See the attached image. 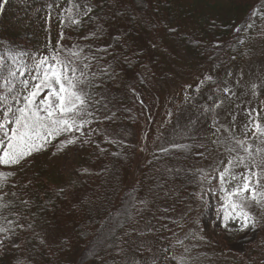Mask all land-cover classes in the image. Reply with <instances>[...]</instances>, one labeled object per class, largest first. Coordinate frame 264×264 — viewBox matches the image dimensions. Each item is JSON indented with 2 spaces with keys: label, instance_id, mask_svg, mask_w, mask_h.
Wrapping results in <instances>:
<instances>
[{
  "label": "rangeland",
  "instance_id": "374dc122",
  "mask_svg": "<svg viewBox=\"0 0 264 264\" xmlns=\"http://www.w3.org/2000/svg\"><path fill=\"white\" fill-rule=\"evenodd\" d=\"M55 1L59 10L68 4L66 0ZM88 1L96 15L76 27L79 11ZM39 2L46 5L51 0ZM257 3L261 9V0H243L241 7L249 5L250 14L254 15L260 11ZM234 6L232 0H72L70 10L73 14L64 12L60 17L62 25L57 28V45L53 47L48 32L45 36L47 44L38 49L23 47L25 41L13 31L9 36L4 33L5 17L0 18V40L14 44L15 55L44 48L46 53L58 51L60 59L78 69L77 76L84 73L79 88L87 94L86 105L91 108L90 119L94 124L72 131L77 142L65 154L55 155L53 150L51 156L44 158L58 157L57 180L60 171L68 183L72 172L83 160L100 154L103 163L113 162L112 172L122 170L136 182L150 183V193L139 192L144 201H134L122 211L126 214L128 210L127 220L112 219L110 222L115 223L110 235H105L104 228H100V236L81 254L80 264H155L167 257L162 253L172 246L171 242L192 244L196 238L190 236L187 229L178 231L171 237L175 240L170 242L162 223L168 221V216L180 220L192 211L189 203L181 199L187 206L183 207L186 212L174 213L179 211L176 204L180 197L173 199L172 196L178 189L181 194L190 192L197 184L207 187L197 200L202 202L198 225L203 234H199V241L209 244L204 251L217 252V248L226 255L232 254V261L246 264V254L258 242L264 241V230L260 225L254 230L249 227L239 231V224L230 222L228 230L220 227L217 216L218 209L222 212L219 174L229 167L230 173L236 176L235 180H231L230 175L226 177L229 182L224 188L227 191L242 185V177L248 175L240 160L232 165L227 160L222 165L225 157L222 142L231 138L239 147L238 142H242L245 148L248 135L254 136L257 126L264 129L261 117L252 122L257 108L264 106V91H261L264 86V18L261 17L258 24L251 22L252 17L241 22V29L248 31L254 53L244 55L238 48L244 33L239 35V31L235 35L233 29H227L220 37L221 29L214 25L218 21L227 22L218 15L232 19L234 13L228 9ZM114 11L118 14L115 20L109 21L114 18L109 15ZM86 15L84 12L83 17ZM42 18L46 19V26H53L52 18ZM16 26L14 24L13 28ZM104 31L108 32L105 38L102 36ZM226 40L228 45L221 49ZM163 42L168 44L170 55ZM99 43L107 48L99 49ZM234 49L236 54H232ZM230 60L241 63L240 67L235 64L229 67ZM194 61L200 62L195 64ZM86 62L90 63V69L85 71ZM253 81L254 91L248 87ZM47 91L43 90L37 99H43ZM137 93L141 95L143 106L135 102ZM261 133L264 132L258 131L256 136ZM83 134L88 135L82 141ZM212 155L217 157L215 165L210 158ZM34 156L35 151L18 164L6 167L13 169ZM164 161L170 171H190L198 176L197 179L184 177L176 184L161 187L162 176L154 175L153 171L155 168L163 175L159 164ZM256 165L262 168L263 160ZM186 179L192 181L183 192L180 186ZM10 187L22 189L23 184L13 179ZM108 188L114 190L111 183ZM191 204L198 206L194 199ZM253 206L264 219V211L261 212L264 204ZM16 218H19L15 227L18 235L10 224H0V264H27L23 262L26 252H22L26 227L18 216H14L15 225ZM50 218L47 211L39 224L38 248L48 253L56 249L59 254L57 245L44 240L43 233L55 234ZM194 223L197 224L195 215ZM7 249L11 251L9 258ZM72 250L62 253L71 255ZM61 262L60 258L55 264ZM255 264H264V253Z\"/></svg>",
  "mask_w": 264,
  "mask_h": 264
},
{
  "label": "trees",
  "instance_id": "16d2710c",
  "mask_svg": "<svg viewBox=\"0 0 264 264\" xmlns=\"http://www.w3.org/2000/svg\"><path fill=\"white\" fill-rule=\"evenodd\" d=\"M94 1L98 2V0ZM232 1L235 2V6L228 10L234 13L233 18L235 19L223 18L218 15L219 18L227 20V22L218 21L214 23L215 26L221 29V32H219L220 37H222L221 35H223L227 29L232 30L236 25L239 27L241 22L247 18L249 19V17H252V23L255 24L259 23L261 17L264 18V13L261 14L264 10V0H261V9L260 4H256L260 11H256L254 15L250 14L249 5L241 7L243 0ZM55 3H57V1H55ZM0 4H3V7H0V18H3V16L5 17V23L2 25L3 32L8 36L10 31L15 32L17 37L25 41L22 45L23 47L30 46L32 49L42 48L46 42V35L44 36L43 34V36H41L42 29L45 27L44 18H42V16L47 13L48 4L43 5L39 0H0ZM92 10L94 18L96 12L93 7ZM116 14L117 12L115 11L109 14L114 17L109 21L115 20ZM240 15L242 17H240ZM55 23H53L54 25L50 33L52 31H57ZM14 24H17V26L13 28ZM39 29H41V31ZM107 33L108 32L104 31L102 36L105 38ZM54 36L56 37V34H54ZM210 40L209 37L208 42H210ZM227 40L224 43V47L228 45ZM163 43L166 46L167 54L170 55L168 44L166 42ZM13 45L14 44L9 40H0V60L3 61V65L0 66V82H2L3 77H7V68L12 67L14 64L12 57H21V55L17 56L13 54ZM238 48L239 50L241 49L239 46ZM22 60H25V57H23ZM199 62L200 61H194L195 64ZM11 80V85L4 84L3 88H0V94H7L9 97L12 96L13 92L9 93L7 91L10 86L12 88L14 87L15 80L14 78H11ZM262 87L264 89V86ZM259 117L264 121V106L260 108L259 114H256L252 122L256 121V119L259 120ZM254 133V136L249 134L245 139L247 143L245 148L249 149L248 152H244L231 138L228 141H223L222 152L225 153V157L222 165H225L227 160L236 162L243 157V168H245L247 174H249V169L255 172L264 170V133L257 136L256 134L258 131ZM234 139L236 140L235 137ZM67 140L66 137L59 135L55 136L52 140V145L45 149L39 147V150L35 151V156L32 159L25 160L21 165L13 169L0 166V173L4 174L0 177V224L2 223L4 226L10 224L16 235H18V231L15 230V227H17L19 223V218H16L15 225L14 216L20 217L25 224L26 232L24 234L25 237L22 239V252H26V254H23L25 259L23 261L24 263L55 264V261L61 258V264H80L81 254L99 237L101 233L100 228L103 227L105 231H108L107 234H109L115 223L110 222L112 219L114 221L119 217L120 220H127L128 210L126 214L122 212V209L126 208L125 204L128 203V205H131L134 201H144L139 192H151L149 189L150 183L145 184L141 180L136 182L122 170L112 172L115 168L113 162L109 161L103 163V158L100 154H96V156L85 160L82 158L83 161L72 172V179H70L68 183H66L65 175L60 171V178L57 180L58 169L56 166L60 164L58 157L51 159L49 157L46 159L44 158L46 155H52L48 153L50 148H54V151L57 150L55 155L58 153H62V155L65 154L68 151L65 149ZM39 156L41 157L38 158ZM257 156H260V158H257ZM214 157L216 156L212 155L210 157L213 160V165L217 162V157ZM172 160L176 161L173 157ZM262 160V168L256 167V164ZM159 168L164 171L163 175L158 173L155 168L153 173L156 176H162L160 179V183H162L161 187L169 186L174 183L176 184L177 181L179 182L180 179L184 177L192 179H197L198 177L190 171H170L166 161L160 163ZM211 169H213V166ZM9 173H11V175H9ZM13 179L23 184L22 189L18 188L15 190L10 187ZM252 179V186L257 187L256 178L252 177ZM191 181L190 179H186L185 183L180 186L183 192L186 190V187L190 185ZM110 183L114 186V190L108 188ZM261 183L264 184V179H262ZM206 189L207 187L197 184L190 192H186L185 194H181L179 189L174 192L175 195H173L172 198L176 199L180 197L179 201L182 199L189 203L192 211L180 220H173L168 216V221L162 223V226L166 228L170 242L171 239L175 240V238L171 237L183 229L189 230L190 236L193 235L196 241L187 245L182 242H171L172 246L162 253V255L167 254V257L155 264H239L231 260L230 256H232V254L226 255L223 253L224 251L217 248H215L217 252L211 250L204 251L209 244H203L199 241V234H203L198 225L202 202H197V200L201 198L199 194H203V191L205 192ZM258 191L264 192V187H259ZM130 198H133V201H130ZM193 199L198 206H193L191 204ZM126 200L127 202H125ZM144 203L145 207H147L146 202ZM120 206H123V208ZM176 207L179 211H173L174 213L184 214L186 212L183 207L186 208L187 206L183 205L181 201L176 204ZM47 211L51 214L50 220L54 223L55 234L47 235L43 233L44 240L48 244L57 245V248L61 251L59 254L56 249L48 253L38 248L40 246V239L38 236L39 224L42 222V218ZM250 211L258 221V225L261 226V230H264V219L262 214L254 211V206L251 207ZM262 211H264L263 206L261 208V212ZM194 215L197 224L194 223ZM30 217H32V220ZM262 236L264 238V234ZM29 242H33L36 246ZM72 248L74 250H72L73 253L71 255L70 253L68 255L62 253H67L69 249ZM7 252V257L9 258L11 251L7 249ZM262 253H264V241L258 242L256 247H252L250 253L246 254V264H255L256 259L259 258Z\"/></svg>",
  "mask_w": 264,
  "mask_h": 264
},
{
  "label": "snow or ice",
  "instance_id": "6c2138e0",
  "mask_svg": "<svg viewBox=\"0 0 264 264\" xmlns=\"http://www.w3.org/2000/svg\"><path fill=\"white\" fill-rule=\"evenodd\" d=\"M3 7V4H0ZM26 55V53H21ZM15 67H8L7 77H3L0 82V88L4 84L11 85V78L26 76L28 78L21 80L27 95L23 96V106L13 108L9 105L7 97L0 95V108L4 110L0 113V166H11L18 164L22 159L30 156L33 151L39 150L41 142H46L47 138L55 137L65 132H71L73 129H79L88 121L83 120V115H87L86 93L79 88L83 81L80 79L83 72L77 76V68L71 67L59 56H54V63H48L47 58L40 59L35 63V68L26 65L22 59L12 57ZM3 61L0 60V66ZM87 67V65H85ZM34 82V83H33ZM48 90L43 99H37L42 90ZM7 91L13 92L10 86ZM19 93L13 98L19 103ZM80 120L81 123H77ZM257 130L264 132L257 126ZM68 144L75 143L74 139L67 140ZM244 152L248 148H243L242 142H238ZM233 161L229 160V165ZM240 163H244L241 157ZM260 167V165H256ZM4 174L0 173V177ZM11 175V173H9ZM231 176L235 180L236 176L230 173V168L225 167L219 174L221 187L219 189L222 195L221 209L217 210V216L220 217L219 225L224 229H229V224H239V231H244L251 227L253 230L258 227V221L251 214L253 205L264 204V192L258 191L259 187H264L261 183L264 179V170L260 172L251 171L242 177L243 184L238 185L231 191L224 188V184L229 181L226 177ZM256 178L257 187H253L251 180ZM247 193L248 195H245ZM216 195V193H213Z\"/></svg>",
  "mask_w": 264,
  "mask_h": 264
},
{
  "label": "bare ground",
  "instance_id": "6f19581e",
  "mask_svg": "<svg viewBox=\"0 0 264 264\" xmlns=\"http://www.w3.org/2000/svg\"><path fill=\"white\" fill-rule=\"evenodd\" d=\"M224 46H225V44L221 46V49H222ZM235 51H236V49H234V51H233L232 54H236L237 52H235ZM239 65H240V64H237V63H236V66H238V68L240 67ZM125 202H127V200H126ZM127 205H128V203L125 204L126 207H127ZM122 210H124V209H122ZM103 232H105V235L108 233V231H103ZM99 236H100V234H99Z\"/></svg>",
  "mask_w": 264,
  "mask_h": 264
}]
</instances>
